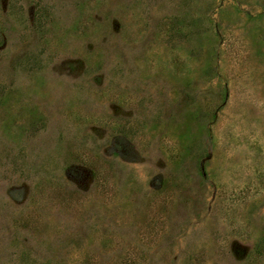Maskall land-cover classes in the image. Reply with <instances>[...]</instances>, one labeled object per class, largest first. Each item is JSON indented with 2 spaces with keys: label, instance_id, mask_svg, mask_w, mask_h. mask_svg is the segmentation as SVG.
<instances>
[{
  "label": "rangeland",
  "instance_id": "374dc122",
  "mask_svg": "<svg viewBox=\"0 0 264 264\" xmlns=\"http://www.w3.org/2000/svg\"><path fill=\"white\" fill-rule=\"evenodd\" d=\"M0 264H264V0H0Z\"/></svg>",
  "mask_w": 264,
  "mask_h": 264
}]
</instances>
